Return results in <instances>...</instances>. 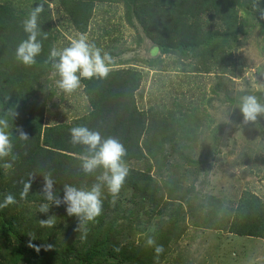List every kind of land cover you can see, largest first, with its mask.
<instances>
[{"label": "rangeland", "instance_id": "obj_1", "mask_svg": "<svg viewBox=\"0 0 264 264\" xmlns=\"http://www.w3.org/2000/svg\"><path fill=\"white\" fill-rule=\"evenodd\" d=\"M54 2L0 0V5L28 11L43 5L52 49L86 34L111 57L110 70L140 74L135 100L146 119L142 158L126 164L145 181L123 186L115 202L105 188L103 213L87 225L86 234L75 231L77 219L67 215L66 206L51 207L48 215L57 224L45 229L38 223L47 219L39 212L42 202L17 200L0 210V264H264V237L229 232L245 193L264 204V116L245 123L240 110L244 95L264 103V15L256 14L254 0H234L233 30L227 31L214 12L175 20L177 33L182 27L193 34L173 37L168 50L140 23L147 19L152 30V0L97 1L85 33L69 24ZM258 6L264 9V0ZM8 36L4 33L0 61L18 76L20 70L7 58ZM50 69L37 83L23 77L25 96L35 93L26 104L43 109V128L69 124L91 111L82 82L66 94ZM17 78L11 77L15 83ZM1 79L11 84L5 75ZM10 172L0 167V197ZM30 233L34 244L53 249L29 248ZM149 238L163 246L162 254L146 246Z\"/></svg>", "mask_w": 264, "mask_h": 264}, {"label": "trees", "instance_id": "obj_2", "mask_svg": "<svg viewBox=\"0 0 264 264\" xmlns=\"http://www.w3.org/2000/svg\"><path fill=\"white\" fill-rule=\"evenodd\" d=\"M102 0H55L54 5L59 11V3L66 12L69 24L81 33L88 29L91 18V9L95 2ZM114 1L118 0H103ZM155 8V17L150 23L153 27L149 32L147 19L141 17L140 23L144 27L145 34L156 42L163 50H168L172 38H182L184 35H192L193 31L184 33L175 20L194 16L199 12H214L221 15L222 21L227 24V31L237 26V18L234 0H152ZM59 2V3H58ZM36 8V7H34ZM18 9L13 6L0 5V45H4V33L8 34L7 48L9 63L16 65L21 73L14 75L11 69L5 70L0 61V116H4L9 110L15 111V119L9 117L10 127L7 129L13 143V155L17 157L5 183V194L12 193L20 200L19 193L22 189V180H27L29 174H35L31 192L27 199L22 201L44 202L42 189L44 175L50 174L55 181L54 188L60 199H63L65 184L75 185L78 188H90L96 182V176L85 175L80 168V157L86 152L82 145H73L70 142V129L77 126H87L99 131L102 137L118 139L126 149L125 162L138 161L142 158L139 146L140 138L144 132L145 116L136 104L135 92L140 85V74L134 70H110L106 78L82 79L83 90L90 104L91 111L69 124H59L43 128V109L41 107H29L26 102L32 96L30 91L25 96L27 88L24 78H31L32 83L39 82L50 71L52 61L49 59L51 48V33L48 21V11H44L39 18L40 39L42 51L36 57L35 64L25 66L16 59V48L21 41L27 39L23 29V21L34 9ZM63 14V13H62ZM260 14V12H256ZM171 22L167 24V18ZM151 20V19H150ZM184 21V20H183ZM191 30V28H189ZM207 52H209L207 50ZM3 55L0 50V55ZM21 68V69H20ZM1 75L8 80L16 76L17 83L11 79V84L4 85ZM24 77V78H23ZM17 85V89L15 88ZM33 85V84H32ZM22 129L27 134L28 140L18 138ZM11 159V157H9ZM144 180V175L133 170L129 174L123 186H136ZM145 181V180H144ZM229 232L240 236L264 237V204L245 193L235 210V218L231 221ZM57 258V256H55ZM70 264V261H66Z\"/></svg>", "mask_w": 264, "mask_h": 264}, {"label": "clouds", "instance_id": "obj_3", "mask_svg": "<svg viewBox=\"0 0 264 264\" xmlns=\"http://www.w3.org/2000/svg\"><path fill=\"white\" fill-rule=\"evenodd\" d=\"M259 0H254L253 9L264 15V9L259 8ZM44 11V6L34 8L23 21V29L27 39L20 42L16 48V59L25 66L35 64L36 57L42 51L40 39L39 18ZM49 59L52 61L54 75L59 78L56 81L57 87L66 94L75 92L81 84L82 79L106 78L110 72L111 57L102 52L94 43H91L86 34H79L72 39L70 45L63 49L53 48L50 51ZM240 110L245 118V123L255 122L258 117L264 116V103H261L255 95H244L240 98ZM15 111L9 110L4 116H0V161H3L4 170L12 169L17 157L13 155V143L7 129L10 127L9 117L14 120ZM18 138L27 141L29 138L22 129ZM70 142L73 145H82L86 152L80 157V168L85 175L96 176V182L90 188H78L75 185L65 184L63 186L64 196L60 199L54 188L55 181L50 174L44 175V186L42 189L43 201L39 212L47 216V219L39 220V226L45 229H53L57 224L54 215H48L51 207L66 206V213L69 217H76L77 227L75 231L86 234L87 225L95 221L103 213V190L113 198L118 197L126 178L129 174L125 162L126 149L123 144L113 137H102L101 133L92 130L87 126H77L70 129ZM11 157V159H9ZM35 174H29L27 180H22V189L19 193L20 200L28 198ZM18 203L12 193L3 194L0 197V210L9 209ZM27 246L37 253L41 247L45 251H51L53 245L44 244L37 246L33 243L36 240L35 234L30 233ZM146 246L154 249L156 255L163 253L162 245H157L152 238L147 239Z\"/></svg>", "mask_w": 264, "mask_h": 264}]
</instances>
